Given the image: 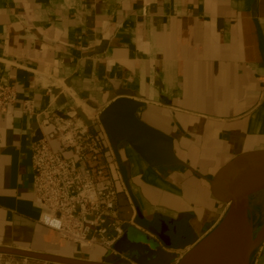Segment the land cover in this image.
<instances>
[{"label": "crops", "instance_id": "crops-1", "mask_svg": "<svg viewBox=\"0 0 264 264\" xmlns=\"http://www.w3.org/2000/svg\"><path fill=\"white\" fill-rule=\"evenodd\" d=\"M37 72L48 81L38 82ZM0 81L18 89L0 112L3 245L106 258L44 220L31 147L45 116L90 117L124 88L144 102L141 118L171 137L183 161L152 167L127 142L112 141L137 212L129 226L166 250L187 251L227 210L212 195L217 171L264 149V0H0ZM27 99L34 113L25 111ZM52 145L62 150L57 140ZM120 200L128 216L123 194ZM251 264H264V242Z\"/></svg>", "mask_w": 264, "mask_h": 264}, {"label": "built area", "instance_id": "built-area-1", "mask_svg": "<svg viewBox=\"0 0 264 264\" xmlns=\"http://www.w3.org/2000/svg\"><path fill=\"white\" fill-rule=\"evenodd\" d=\"M44 75L36 73L41 84L48 81ZM53 85L54 82H47L49 93ZM17 98V87L0 81V112L7 111ZM23 107L34 113L35 101L24 100ZM88 118L93 124H87L81 116L56 112L41 120L42 137L31 147L33 185L44 220L62 238L81 248L99 247L106 254H118L114 246L126 228L134 224L137 212L111 136L99 121V111ZM52 140L59 142L61 151L54 149ZM122 194L128 216L120 205ZM186 252L179 251V257L171 264H178ZM121 257L125 261L122 264H136Z\"/></svg>", "mask_w": 264, "mask_h": 264}, {"label": "water", "instance_id": "water-1", "mask_svg": "<svg viewBox=\"0 0 264 264\" xmlns=\"http://www.w3.org/2000/svg\"><path fill=\"white\" fill-rule=\"evenodd\" d=\"M144 102L131 90L119 88L99 110V121L113 142H127L150 166L182 164L170 136L146 123L140 116ZM80 116L91 125L83 113ZM212 195L228 204L221 221L181 257L178 264H251L254 252L264 242V221L255 229L251 196L264 190V149L243 152L222 166L210 181ZM167 242V241H165ZM118 254L90 260L56 253L5 246L0 253L57 264H116L123 256L137 264H171L178 252L166 250L154 237L133 226L116 242Z\"/></svg>", "mask_w": 264, "mask_h": 264}, {"label": "rangeland", "instance_id": "rangeland-1", "mask_svg": "<svg viewBox=\"0 0 264 264\" xmlns=\"http://www.w3.org/2000/svg\"><path fill=\"white\" fill-rule=\"evenodd\" d=\"M252 211L254 214L255 229H258L264 221V190L251 197ZM260 205V208H258ZM0 264H57L20 256L6 255L0 253Z\"/></svg>", "mask_w": 264, "mask_h": 264}, {"label": "trees", "instance_id": "trees-1", "mask_svg": "<svg viewBox=\"0 0 264 264\" xmlns=\"http://www.w3.org/2000/svg\"><path fill=\"white\" fill-rule=\"evenodd\" d=\"M252 197V196H251ZM252 199V198H251ZM258 208H260V205H258Z\"/></svg>", "mask_w": 264, "mask_h": 264}]
</instances>
